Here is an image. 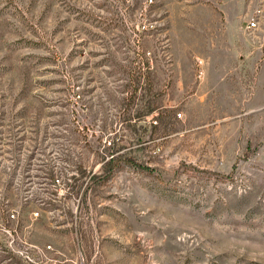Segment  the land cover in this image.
<instances>
[{
    "label": "rangeland",
    "instance_id": "374dc122",
    "mask_svg": "<svg viewBox=\"0 0 264 264\" xmlns=\"http://www.w3.org/2000/svg\"><path fill=\"white\" fill-rule=\"evenodd\" d=\"M24 248L264 264V0H0V264Z\"/></svg>",
    "mask_w": 264,
    "mask_h": 264
},
{
    "label": "built area",
    "instance_id": "2783aa9c",
    "mask_svg": "<svg viewBox=\"0 0 264 264\" xmlns=\"http://www.w3.org/2000/svg\"><path fill=\"white\" fill-rule=\"evenodd\" d=\"M256 26V21L252 20L249 22V27H254ZM198 63L201 64L203 63L202 60H198ZM203 74V70L200 69L199 71V75L201 76ZM36 214L38 215L39 212H36ZM48 250L53 249L51 245H48L47 248ZM43 252H40V256L41 258L36 260L34 257H36L34 255V253L28 249V248H24L18 251V253L20 254V256L22 257V259L24 260L25 263L27 264H66V262H72L74 263V261L72 260H68V259H57V258H49L47 257V255L45 254V251L42 250ZM47 251V250H46ZM38 258V256H37Z\"/></svg>",
    "mask_w": 264,
    "mask_h": 264
}]
</instances>
